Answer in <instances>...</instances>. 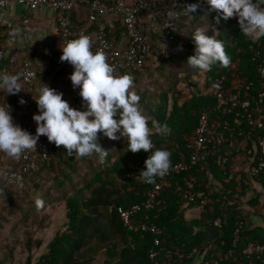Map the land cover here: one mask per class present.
<instances>
[{
	"label": "built area",
	"instance_id": "2783aa9c",
	"mask_svg": "<svg viewBox=\"0 0 264 264\" xmlns=\"http://www.w3.org/2000/svg\"><path fill=\"white\" fill-rule=\"evenodd\" d=\"M13 4L53 11L62 44L88 36L91 50L105 55L114 75L134 74L146 60L167 57L172 44L186 37L178 25L184 16L180 0H0V10ZM80 5L87 11L84 21L99 25L93 35L84 24L73 21L72 11ZM169 12H175V17L170 18ZM29 20L27 14L9 17L0 13V72L16 70L22 80L21 90L2 98L0 105L7 104L16 117L14 123L21 128L25 123L27 131L35 134V121L26 122V115L37 94V70L22 43L11 51L6 41L18 36ZM118 24L125 29L120 38L114 31ZM60 55L53 58L56 77L73 71L67 61H60ZM252 60L257 82L237 71L218 77L212 87L215 103L200 111L185 158L172 162L164 175L156 177L141 202L117 208L125 224L153 235L151 264H264V40L254 49ZM21 98L25 103H19ZM80 106L84 108L82 99ZM52 156L51 142L44 135L18 158L0 152V194L3 185L33 174ZM134 167V177L142 180L140 167ZM175 173L180 177L174 178ZM170 193L178 203L177 218L202 219L194 226L195 233H206L200 243L174 244L166 226L156 221ZM258 214L263 223L254 222ZM258 228L259 236L251 238L250 231Z\"/></svg>",
	"mask_w": 264,
	"mask_h": 264
},
{
	"label": "trees",
	"instance_id": "16d2710c",
	"mask_svg": "<svg viewBox=\"0 0 264 264\" xmlns=\"http://www.w3.org/2000/svg\"><path fill=\"white\" fill-rule=\"evenodd\" d=\"M180 2L184 6L198 4L196 12L191 14L192 17L182 16L178 20V25L186 37L172 44L167 57L148 59L130 75L133 78L134 91L140 96V110L148 120L154 149H167L171 164L185 158L187 143L197 126L200 111L206 106L214 105L212 87L218 77L237 71L249 75L257 82V66L252 55L254 49L264 40L261 37L253 43L245 37L235 16L216 23L214 17L217 13L209 10L207 0ZM86 12L85 6L80 5L72 11V18L75 24H84L89 35H93L99 30V25L95 22L87 24L84 21ZM197 28L222 41L224 50L230 57L228 67H220L217 63L203 71L186 63L187 58L194 55L190 37ZM124 30L121 25L114 29L118 36ZM36 70V85L39 87V81L43 77L40 70ZM54 70L55 64L52 60L48 71L50 76L55 75ZM10 74L18 76L21 87L22 80L18 71H11ZM157 74L167 79L166 85L155 78ZM146 80H150V85ZM208 89L211 91L206 93L205 90ZM257 89L258 83L254 91ZM11 94L0 87V100ZM74 105L75 109L83 110L80 100L77 99ZM36 111L38 109L34 102L32 111L26 115V122L31 121L32 113ZM10 113L13 121H16L13 111L10 110ZM114 118L118 119L119 116ZM153 120L166 125L167 133L158 134L153 129ZM21 125L22 129L27 130L25 123ZM97 143L108 151L103 162L95 152L83 157L69 156L63 145L56 146L51 143L53 156L48 164L16 183L3 185L0 194V264H10L7 258H13L17 249L26 254L21 264H92L99 255L103 258L102 264H151L149 248L153 235L125 224L117 210L118 206L127 208L141 202L151 188L152 183H145L133 175L136 171L134 165H138L141 171L145 167L142 163L150 153L144 150L135 153L128 150L127 137L112 140L98 132ZM173 177L180 175L175 173ZM169 197L166 209L156 219L158 224L166 226L174 244L185 243L192 246L200 243L205 239L206 233H195L194 226L201 223L202 219H191L189 215L177 218L178 203L173 194L170 193ZM38 198L43 201L39 209L35 203ZM54 200L60 201L64 206L66 223L61 231H56L43 253L35 259V249L42 246L44 239L41 236L33 237L27 220L37 217ZM139 217L141 216L136 220ZM43 220L39 219V227L43 226ZM33 221L34 218L31 222ZM18 223L25 226L22 237L15 236L13 242L9 241L12 237L6 228H13ZM257 231L260 228L250 231L251 238L259 236Z\"/></svg>",
	"mask_w": 264,
	"mask_h": 264
},
{
	"label": "clouds",
	"instance_id": "9594fccd",
	"mask_svg": "<svg viewBox=\"0 0 264 264\" xmlns=\"http://www.w3.org/2000/svg\"><path fill=\"white\" fill-rule=\"evenodd\" d=\"M207 4L209 10L217 13L216 23L235 16L242 34L253 43L264 37V0H207ZM197 7L196 3L187 4L182 14L192 17ZM175 15L169 12L170 18ZM190 39L194 55L187 58L189 66L203 71L217 63L220 67L229 66L230 57L222 41L200 28L192 32ZM59 47L60 61H67L73 68L69 80L74 89L79 88L83 110L70 107L62 99V92L42 84L34 98L38 114L32 116L36 124L35 134H32L14 123L7 104L0 105V152L18 158L25 150L34 148L39 137L44 135L56 146L63 145L69 156L83 157L95 152L103 162L108 151L97 143L99 132L112 140L127 137V149L134 153L139 150L150 153L138 174L143 182L151 184L156 177L164 175L171 166L170 152L163 148L153 149L151 130L140 110V96L134 91L133 78L129 74L114 75L105 55L91 50V40L86 35L68 40ZM0 87L8 94L21 90L18 76L3 72H0ZM19 103H25L23 98ZM117 115L119 118L115 119ZM152 126L161 135L168 131L166 125L155 120ZM35 203L39 209L43 201L38 198Z\"/></svg>",
	"mask_w": 264,
	"mask_h": 264
},
{
	"label": "crops",
	"instance_id": "0c3cea01",
	"mask_svg": "<svg viewBox=\"0 0 264 264\" xmlns=\"http://www.w3.org/2000/svg\"><path fill=\"white\" fill-rule=\"evenodd\" d=\"M0 13L9 17H19L23 14L29 16V25L22 29L18 36L6 38L8 45L11 46L9 49L13 51L16 45L22 43L23 48L34 61L35 67H38L36 69L40 70L43 77V79L39 81V87L44 84L62 92L69 106L75 109L74 103L77 99L81 100V97L78 94L79 88L77 87L74 89L72 87L69 80L70 73H63L56 77L55 75L50 76L48 72L53 58L61 54L59 45L63 46L59 31L55 25L54 12L48 8L28 10L22 5L13 4L1 9ZM41 37L43 38L36 40ZM120 37L121 36H119V38ZM39 87L37 86V89ZM253 218L255 223H263V221H261L263 216L259 215Z\"/></svg>",
	"mask_w": 264,
	"mask_h": 264
},
{
	"label": "rangeland",
	"instance_id": "374dc122",
	"mask_svg": "<svg viewBox=\"0 0 264 264\" xmlns=\"http://www.w3.org/2000/svg\"><path fill=\"white\" fill-rule=\"evenodd\" d=\"M155 78L158 79V81H162L165 85L167 84L166 82L167 79L164 76L157 74ZM146 82L150 85V80H146ZM44 215H47V217ZM33 218H34V221L31 222ZM33 218L30 217L27 220L29 223L28 225L30 226L29 229L33 233V237L41 236L44 239L42 246L40 248L35 249L34 257L36 259L41 255V253H43L46 246L48 245V242L55 235L56 231H61L64 228L65 223H66L65 208L60 201L54 200L50 202L49 205L45 207L42 211H40L37 217H33ZM39 219H42V220L44 219L42 221L43 226L41 227H39L38 225V223L40 222ZM24 227H22L21 223L20 224L18 223L17 226H13V228L7 227L6 229L8 230L10 237H12L13 239V240L9 239V241L13 242L15 236L22 237V231L25 229ZM25 256H26L25 253L24 254L20 253V251L17 249L15 251L14 257L11 259L9 258L7 259L10 262V264H21L24 261ZM102 261H103V258L101 257V255H99L92 264H102Z\"/></svg>",
	"mask_w": 264,
	"mask_h": 264
}]
</instances>
